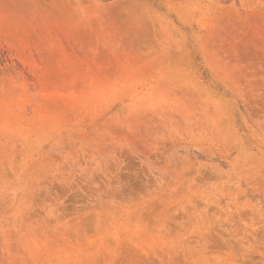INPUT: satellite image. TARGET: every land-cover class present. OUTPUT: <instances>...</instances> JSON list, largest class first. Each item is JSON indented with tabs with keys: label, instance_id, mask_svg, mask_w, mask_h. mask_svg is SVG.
<instances>
[{
	"label": "rangeland",
	"instance_id": "rangeland-1",
	"mask_svg": "<svg viewBox=\"0 0 264 264\" xmlns=\"http://www.w3.org/2000/svg\"><path fill=\"white\" fill-rule=\"evenodd\" d=\"M0 264H264V0H0Z\"/></svg>",
	"mask_w": 264,
	"mask_h": 264
}]
</instances>
